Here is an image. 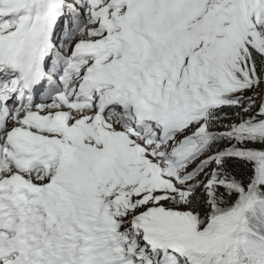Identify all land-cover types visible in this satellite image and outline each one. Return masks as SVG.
<instances>
[{"label": "snow or ice", "instance_id": "obj_1", "mask_svg": "<svg viewBox=\"0 0 264 264\" xmlns=\"http://www.w3.org/2000/svg\"><path fill=\"white\" fill-rule=\"evenodd\" d=\"M0 264H264V0H0Z\"/></svg>", "mask_w": 264, "mask_h": 264}]
</instances>
